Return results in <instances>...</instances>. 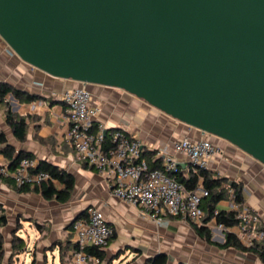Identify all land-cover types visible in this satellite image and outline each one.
<instances>
[{
    "label": "water",
    "instance_id": "95a60500",
    "mask_svg": "<svg viewBox=\"0 0 264 264\" xmlns=\"http://www.w3.org/2000/svg\"><path fill=\"white\" fill-rule=\"evenodd\" d=\"M0 40L52 78L122 90L264 166V0H0Z\"/></svg>",
    "mask_w": 264,
    "mask_h": 264
},
{
    "label": "crops",
    "instance_id": "0c3cea01",
    "mask_svg": "<svg viewBox=\"0 0 264 264\" xmlns=\"http://www.w3.org/2000/svg\"><path fill=\"white\" fill-rule=\"evenodd\" d=\"M0 83L39 96L29 103L19 102L12 94L0 100V165L8 167L10 163L1 152L7 145L8 155L30 154L37 165L50 164L74 178L71 197L64 204L44 199L33 191L20 193L10 178L0 183V216L6 219L5 225L0 226V234L5 254L13 253L10 237L15 233L23 240L16 261L22 255L23 264H72V223L85 217L92 207L113 227L114 237L102 250L104 259L87 264H145L159 254L167 257L166 264H262L252 253L220 248L218 244L223 241L217 231L210 230L208 243L196 234L191 223L165 216L156 224L140 208L113 198L110 195L113 176L98 174L66 142L68 126L59 94L75 87V82L52 78L28 66L0 40ZM89 90L101 109L97 122L107 131L121 129L136 136L144 154L152 153L153 159L160 162L164 156H159V150L167 148L178 164L177 176L188 177L191 166L184 155L173 152L172 144L183 138L198 140L206 135L159 111L152 116V107L122 90L101 86H90ZM7 112L11 121L24 129L23 140H18L6 121ZM214 143L221 147L222 155L209 163L208 170L229 182L240 183L244 206L257 213L264 226V166L227 142ZM230 203L221 201L216 208L229 210ZM117 253L119 259L114 256Z\"/></svg>",
    "mask_w": 264,
    "mask_h": 264
},
{
    "label": "built area",
    "instance_id": "2783aa9c",
    "mask_svg": "<svg viewBox=\"0 0 264 264\" xmlns=\"http://www.w3.org/2000/svg\"><path fill=\"white\" fill-rule=\"evenodd\" d=\"M89 87L87 84L76 83L75 87L59 94V100L64 106L63 119L68 126L66 142L98 174L113 176L114 184L110 190L113 198L140 208L156 224H160L165 216L178 218L219 232L223 242L224 233L229 232L244 248H252L255 241L263 237L259 230L258 214L246 206L239 207L232 202L229 210L237 212V225L227 229L217 224L214 218L203 223L204 214L200 204L208 192L204 189L202 180H198L192 190H187L177 180L178 164L167 153V148L159 150V156H164L161 168L152 169L144 156L142 143L136 136L114 129L108 133L107 140L106 129L97 122L101 109L94 102ZM171 148L173 152L187 158L192 173L208 170L209 163L222 155L221 147L207 138H183L173 142ZM36 168L37 162L29 158L22 159L12 171L0 165V183L10 178L20 188L51 180L47 172L34 171ZM71 230L74 244L72 264H87L89 261L98 263L96 257L87 253V248L103 250L114 237L113 227L105 221L99 210L92 207L87 209L85 217L72 223Z\"/></svg>",
    "mask_w": 264,
    "mask_h": 264
},
{
    "label": "trees",
    "instance_id": "16d2710c",
    "mask_svg": "<svg viewBox=\"0 0 264 264\" xmlns=\"http://www.w3.org/2000/svg\"><path fill=\"white\" fill-rule=\"evenodd\" d=\"M7 94H12V96L22 103H29L39 99V96L31 95L18 91L16 89L8 88L5 84L0 83V100ZM6 121L10 125L14 134L18 140H23L25 137V132L23 128H19L13 121H11V116L9 113L6 114ZM113 130H108L106 139L108 140V133ZM0 135V142L1 140ZM9 146H5L2 149V153L5 157H8L10 163L8 164V169L10 171L14 170L15 167L24 158L32 159L30 154L19 153L17 157L8 155ZM146 160L148 161L152 169L161 168V163L159 159L154 160L152 153L144 154ZM34 171H45L47 172L51 180L42 182L40 184L25 185L23 187L17 188L18 192L25 193L33 191L39 193L44 199L52 200L55 199L57 202L64 204L66 203L72 194L74 188V178L72 175L68 174L66 171L61 170L55 166L46 163H38L36 170ZM177 180L181 182L187 190H192L198 183V180H202V185L204 189L208 192V195L202 199L200 204V209L204 214L203 223L210 222L213 218L217 224L223 225L225 228L229 229L237 225L239 221L237 220V212L232 210H217L216 206L218 203L224 200H229L235 205L242 207L244 206L242 194L240 192V183L229 182L227 178H220L215 176L213 172L209 170H198L196 173L190 171L187 178H182L177 176ZM232 191V194H231ZM217 210V215L214 216V212ZM6 219L4 216H0V226H4ZM192 224V223H191ZM194 226L196 234L206 242L211 241L210 230L205 226ZM263 233V237L260 240H256L252 248H244L236 240L235 236L229 232L224 233V242L218 244L222 249H236L240 252H248L255 255L262 264H264V226L260 223V229ZM16 244L12 243V249L18 248L22 249L23 240L21 238H15ZM3 237L0 234V264L2 263L4 250H3ZM16 245V247H15ZM87 253L91 256L96 257L98 260L104 259L103 251L95 247L87 248ZM167 257L164 254L156 255L146 261L145 264H166Z\"/></svg>",
    "mask_w": 264,
    "mask_h": 264
},
{
    "label": "rangeland",
    "instance_id": "374dc122",
    "mask_svg": "<svg viewBox=\"0 0 264 264\" xmlns=\"http://www.w3.org/2000/svg\"><path fill=\"white\" fill-rule=\"evenodd\" d=\"M144 102V101H143ZM145 103V102H144ZM146 104V103H145ZM151 111H150V114L152 115V116H155V112H157V110H155L154 108H151L150 109ZM206 138L208 139V140H210V141H212V142H216L217 141V139H215V138H213V137H211V136H206ZM15 238H18V236H16L15 235V233H13L12 234V236L10 237V241H11V243H14V244H16V241H14L15 240ZM15 247H16V245H15ZM18 251V248H14V250H13V253L12 254H10V255H8V254H5L4 253V255H3V259H2V263L1 264H23L24 263V259H23V256L22 255H20L18 258H19V262L18 261H16V252ZM119 253H117L116 255H114L116 258H118L119 259ZM70 263V262H69ZM110 263H111V261H110ZM25 264H27V263H25Z\"/></svg>",
    "mask_w": 264,
    "mask_h": 264
}]
</instances>
